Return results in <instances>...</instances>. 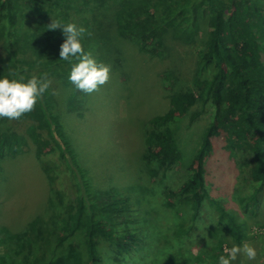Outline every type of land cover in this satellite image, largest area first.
<instances>
[{
  "label": "trees",
  "instance_id": "16d2710c",
  "mask_svg": "<svg viewBox=\"0 0 264 264\" xmlns=\"http://www.w3.org/2000/svg\"><path fill=\"white\" fill-rule=\"evenodd\" d=\"M53 21L86 28L88 34L81 40L84 51L109 66L115 77L128 81L132 75L134 80H146L138 62L124 55L127 47L142 56L176 64L177 71L169 64L156 71L170 90L169 108L154 115L145 131L151 152L144 155L147 162L158 161L170 167L184 161L175 140L176 125L188 114L193 121L195 107L203 111L210 104L211 120L200 135L201 145L192 160L190 156L187 159L186 164H191L183 185L177 190L166 188L164 193L166 206H174L170 198L176 197L180 207L187 205L189 209L160 215L166 229L174 234L167 236L170 245L165 249L169 253L162 255L167 264H178L177 257L184 261L182 264H217L220 255H227V247L240 245L246 237L243 224L220 200H210L218 211L217 219H206L214 222L208 232L212 244H196V229L187 233L181 230L184 221L196 222L198 214L207 218L203 207L211 193L205 164L220 151L222 157L240 161L238 188L244 189L239 201L243 213L255 215L260 209L264 196V0H0V76L11 79L10 73H15L25 80L41 78L35 70L42 66L50 82L33 110L14 119L13 127L8 118H0V159L26 153L31 148L30 138L39 157L57 146L63 156L69 154L83 175L77 162L80 156L64 131L70 125L63 116L71 111L69 117L76 119L79 114L85 119L88 116L81 109L92 110L87 106V93L75 89L67 78L71 63L59 59L63 36L60 28H48ZM188 58L194 60L193 67ZM179 65H186L185 70ZM183 73L189 74L190 85L184 80L181 85ZM58 83L64 86L60 92ZM20 123L28 124L27 128H17ZM45 169L53 171L51 167ZM53 179L50 174L49 180ZM86 190L89 198L80 196L66 205L64 193L56 190L60 204L67 207V216H60L51 227L52 237L40 236V217L25 226L21 234L12 233L7 224L2 226L10 236L1 238L0 244L10 240L19 245L26 231L27 245L21 244L13 255L0 252V264H55L59 256L69 258L77 251L76 243L69 238L79 231L87 239L89 260L84 250L77 251L73 264H107L99 250L104 242L101 237L116 255L139 251L143 259L150 255L152 264H159L161 254L138 234L144 229L143 219L130 216L134 210L131 196L115 188L92 192L86 185ZM122 215L126 217L118 221ZM242 220L246 224L247 219ZM158 249L163 250L160 246ZM245 259L238 255L234 264H245Z\"/></svg>",
  "mask_w": 264,
  "mask_h": 264
},
{
  "label": "rangeland",
  "instance_id": "374dc122",
  "mask_svg": "<svg viewBox=\"0 0 264 264\" xmlns=\"http://www.w3.org/2000/svg\"><path fill=\"white\" fill-rule=\"evenodd\" d=\"M133 52V48L131 50L127 47L124 55L129 60L135 59V62H138L140 72L149 82L134 80L132 75H129L128 81L125 77H115L110 73L109 68L107 82L97 91L86 95L87 106L91 107L92 111L87 109H81V111L88 117L79 118L80 115L77 114L76 120L68 116L72 114L71 111H68V115H62L66 124L70 125L65 127L64 131L71 138L72 145L80 156V158L77 157V162L81 165L85 179L76 163L68 156L69 154L63 156L61 149L53 146L41 158L35 150L33 151V141L30 138L31 148L29 147L26 153L18 158L0 159V186L2 185L0 187V239L10 236V233L2 227L5 224L12 229V233L20 232L21 234L25 226L27 227L33 219H39V217L42 218L38 226L42 233L40 236L42 238L52 237L51 227L55 226L60 216H67L64 211L67 208L65 205L80 196L89 198L86 185L92 192L97 189L108 191L115 188L123 195L131 196L130 201L134 210L130 211V216L143 219L144 224V229L138 234L144 240L147 239L151 247L156 248L161 254L159 264H167L162 255L169 253L165 249L170 245L167 236L174 237V234L166 229L160 214L170 216L173 211H187L189 207L187 205L180 207L176 197L170 198L174 206H166L164 193L166 188L177 190L183 185L191 164H186L187 159L190 156L191 161L195 149L201 145L200 135L211 120L212 112L209 103L203 111L197 106L194 110L195 119L193 121L188 114L177 123L175 140L183 152L184 161L177 165H169L170 167L165 163L158 164V161L147 162L144 155L149 153V149L145 142V131L151 126L150 120L154 115L163 113L169 108L170 90L165 87L156 71L166 68L168 64L176 70V64L168 59L149 58L137 51L134 52L136 55ZM193 62L194 60L188 58L189 66L193 67ZM185 66L179 65L180 70L183 67L185 70ZM38 68L35 74L39 73L44 77L45 68L42 66ZM181 76V85H184L183 80L190 85L189 74L183 73ZM58 85L60 92L64 86L60 83ZM58 107L61 108V104ZM13 120L8 121L12 127ZM27 126L26 123H20L17 128L21 130L26 129ZM239 163L240 161L235 162L232 158L222 157L221 151L215 157L207 159L205 173L208 174L210 185H207L211 193L203 207L207 218L202 219L198 214L196 222L184 221L181 231L187 233V231L196 229L194 237L196 244L201 242L205 245L212 244L214 241L212 237H209L208 232L213 228L214 222L206 219H217L218 211L210 200L212 198L220 200L225 209L243 224L246 231L243 243H248L256 249V259L253 261L245 259V264H264V196L261 198L260 209L255 215L254 213L251 215L243 213L239 204L240 193L244 190L240 191L238 188ZM46 167L53 168L52 173L46 172ZM50 174L54 176L52 181L49 180ZM56 190L64 193L65 205L60 204ZM125 217V215L119 216L117 220ZM95 218H98L97 214ZM242 218L247 219L246 224ZM117 230L120 232L121 228L118 227ZM26 233L25 231L22 234L19 245L10 240L0 244V252L13 255L21 244L27 245L24 239ZM69 240L71 243H76L74 248L77 251L82 253L84 250V257L89 260L87 250H85L87 239L84 232H77L70 236ZM101 240L104 242L99 250L107 264L153 263L150 255L147 259H143L139 251L129 256L116 255L117 252L103 237ZM187 243L185 241V245ZM159 246L163 250H159ZM194 248L197 247L194 246ZM228 249L229 247L225 249L226 253ZM77 251L69 255V258L66 255L59 256L55 264H73ZM183 255L186 259L187 252ZM173 256L175 258L176 255L173 254ZM177 260L178 264L184 263L178 257Z\"/></svg>",
  "mask_w": 264,
  "mask_h": 264
},
{
  "label": "clouds",
  "instance_id": "9594fccd",
  "mask_svg": "<svg viewBox=\"0 0 264 264\" xmlns=\"http://www.w3.org/2000/svg\"><path fill=\"white\" fill-rule=\"evenodd\" d=\"M49 29L60 28L63 40L59 45V59L71 63L68 80L75 89L84 93L97 91L109 79V66L96 61L89 53L85 52L81 40L88 34L87 29L75 23H62L53 21ZM72 61H75L74 63ZM0 76V118L19 119L33 110L40 97L49 88L46 77L32 76L25 80L15 73ZM246 258L247 261L256 259L257 252L248 243L233 245L227 250V255H220L217 264H234L237 256ZM243 264V262H242Z\"/></svg>",
  "mask_w": 264,
  "mask_h": 264
}]
</instances>
